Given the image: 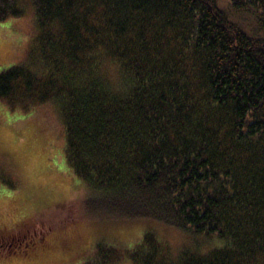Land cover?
<instances>
[{
  "label": "trees",
  "instance_id": "obj_1",
  "mask_svg": "<svg viewBox=\"0 0 264 264\" xmlns=\"http://www.w3.org/2000/svg\"><path fill=\"white\" fill-rule=\"evenodd\" d=\"M225 1L261 34L218 0H0V21L28 5L35 24L0 102L55 106L65 165L94 206L186 235L170 245L149 228L125 245L38 228L45 244L11 264H264V0ZM41 131L26 145L36 159ZM31 219L0 228L25 234Z\"/></svg>",
  "mask_w": 264,
  "mask_h": 264
},
{
  "label": "rangeland",
  "instance_id": "obj_2",
  "mask_svg": "<svg viewBox=\"0 0 264 264\" xmlns=\"http://www.w3.org/2000/svg\"><path fill=\"white\" fill-rule=\"evenodd\" d=\"M217 5L249 36L261 34L252 14L230 8L225 0H218ZM34 32L33 12L28 5L23 15L0 21V73L28 58ZM41 126V134L50 136L51 142L45 146V157L36 159L26 145ZM62 137L53 104L12 111L0 102V226L31 216L34 231L54 228L65 234L93 236L92 240L115 237L125 245L149 228L170 245L186 238L179 229L152 219H115L112 209L94 206L93 193L67 170ZM39 172L42 176L38 177ZM67 264L82 263L75 259Z\"/></svg>",
  "mask_w": 264,
  "mask_h": 264
},
{
  "label": "flooded vegetation",
  "instance_id": "obj_3",
  "mask_svg": "<svg viewBox=\"0 0 264 264\" xmlns=\"http://www.w3.org/2000/svg\"><path fill=\"white\" fill-rule=\"evenodd\" d=\"M23 219L21 220H13L12 225L17 226L14 229H11L12 231H18L19 227H21V223ZM23 233V232H22ZM25 234L15 233L8 230L6 227L0 228V264H11L13 261H9L8 258H10V253L14 252L15 254L18 252L20 254L27 251V249L31 248H41V245L45 244V235L42 234V236H38L36 232L31 233L29 230H26L24 232ZM8 253L5 255V253ZM17 257V256H16ZM21 257H18L17 260L24 261ZM19 262V261H17Z\"/></svg>",
  "mask_w": 264,
  "mask_h": 264
}]
</instances>
